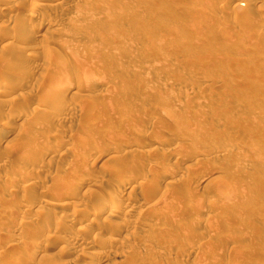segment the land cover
Here are the masks:
<instances>
[{"label":"rangeland","instance_id":"rangeland-1","mask_svg":"<svg viewBox=\"0 0 264 264\" xmlns=\"http://www.w3.org/2000/svg\"><path fill=\"white\" fill-rule=\"evenodd\" d=\"M0 2V263L264 264V0Z\"/></svg>","mask_w":264,"mask_h":264},{"label":"bare ground","instance_id":"bare-ground-1","mask_svg":"<svg viewBox=\"0 0 264 264\" xmlns=\"http://www.w3.org/2000/svg\"><path fill=\"white\" fill-rule=\"evenodd\" d=\"M18 2H19V1H18ZM58 2H59V1H58ZM73 2H75V1H73ZM0 3H1V2H0ZM50 3H51V2H50ZM75 3H76V2H75ZM1 4H2V3H1ZM1 4H0V6H1ZM4 4H5V3H4ZM58 4L62 5V8H63V5H64V4H62V3H58ZM248 4H249V3H248ZM3 6H4V5H3ZM55 7H57V8H56V10H57V9H59L61 6L58 8L57 3H55V4H51V5H50V8H55ZM64 7H65V6H64ZM47 8H48V4H47ZM50 8H48V9H50ZM70 8H71V5H70ZM6 10H7V9H6ZM6 10H5V6H4L3 8H2V6L0 7V13L5 12ZM29 17H30V16H29ZM243 19H244V18H243ZM241 21H242V20H241ZM244 21H245V20H244ZM244 21H243V23H244ZM43 23H44V22H43ZM240 23H241V22H240ZM246 23H247V22H246ZM246 23H245V24H246ZM13 24H14V23H13ZM11 25H12V24H11ZM0 27H2V26H0ZM2 28H3V27H2ZM5 29H6V28H5ZM55 29H56V28H55ZM55 29H54V31L56 32L57 29H56V30H55ZM59 29H60V27H59ZM59 29H58L57 32H60V31H61V30H59ZM1 30H2V29H1ZM11 35H12V34H11ZM32 35H34V34H32V33L30 34V32L28 33V36H29V37L32 36ZM12 36H13V35H12ZM9 37H10V36H9ZM29 37H28V38H29ZM33 37H34V36H33ZM15 38H16V37H15ZM30 38H31V37H30ZM30 38H29V39H30ZM4 40H5V39H4ZM15 40H16V39H15ZM21 40H22V41H25V40H23L22 38H21ZM2 41H3V40H2ZM20 42H21V41H20ZM26 42H27V41H26ZM2 43H3V42H2ZM4 43H5V42H4ZM21 43H22V42H21ZM48 43H49V42H48ZM48 43L43 44V48H41V49L43 50V51H42L43 54H44L45 51H49V50H48L49 47H47V46H49L50 44L46 46V44H48ZM9 44H12V42H8V41H6V45H9ZM6 45L4 44L1 48H3V47L6 46ZM19 46H20V45H19ZM44 46H46L47 50H46V48L44 49ZM40 47H41V46H40ZM36 48H37V47H36ZM36 48H35V50L37 51ZM38 48H39V47H38ZM15 49H16V48H15ZM39 49H40V48H39ZM39 49H38V50H39ZM12 50H13V49H12ZM32 50H34V49H32ZM44 50H45V51H44ZM13 51H14V50H13ZM26 52H27V51H26ZM30 52H31V51H30ZM35 53H37V52H35ZM35 53H34V54H35ZM45 53H46V52H45ZM54 53H55V52H54ZM34 54H33V51H32V53H30V54H29V52H27V55L30 56V57L33 56ZM39 54H40V53H39ZM23 55H24V54H23ZM40 55H42V54H40ZM49 55H51V54H49ZM51 56H52V55H51ZM53 56H54V55H53ZM30 57H28V59H29ZM44 58H45V57H44ZM47 58H48V57H47ZM49 59H50V58H49ZM56 59H57V58H56ZM44 60H45V59H44ZM47 62H48V61H47ZM51 62H52V61H51ZM51 62H49V63H50L51 68H52V63H51ZM36 63H37V62H36ZM65 63H66V62L63 63L64 66L62 65L63 69H66L65 67H67V66H65V65H66ZM47 64H48V63H47ZM57 64H58V63H57ZM59 64H60V63H59ZM59 64H58V66H61V65H59ZM44 65H45V64H44ZM47 66H49V65H47ZM62 67H61V68H62ZM43 68H44V67H43ZM46 68H47V67H46ZM57 68H59V67H57ZM77 68H78V67H77ZM59 69H60V68H59ZM63 69L58 70V73H57V74H59L60 71H61L62 73H65L64 71H62ZM67 69H68V68H67ZM54 70H57V69H54ZM78 70H79V69H78ZM18 71H19V70H18ZM52 71H53V69H52ZM66 71H67V70H66ZM71 71H73V70H70V71H67V72L70 73ZM79 71H80V70H79ZM26 72H27V71H26ZM55 72H57V71H55ZM61 72H60V73H61ZM18 73H19V72H18ZM31 73H32V72H31ZM53 73H54V71H53ZM80 73H81V75H83V76L85 75V74H82V70L80 71ZM80 73L78 72V74H80ZM83 73H84V71H83ZM28 74H29V73H28ZM70 74H71V75H70ZM70 74H69V75H70L69 77H70L72 80H73L74 78H76V79L78 78V77H77L78 74L74 73V71H73L72 73H70ZM55 75H56V73H55ZM64 75H65V74H61L60 77L55 76L54 79H55L56 77H58V78L60 79V80L58 79L59 82L61 81L59 84L62 85V84L65 83V82H64V81L62 82V80H64V79H62L63 77H61V76H64ZM13 76H14V75H13ZM67 77H68V75H67ZM81 77H82V76H81ZM86 77H87V76H86ZM15 78H16V77H15ZM48 78H49L48 80L52 79L51 77H48ZM70 78H69V79H70ZM79 78H80V76H79ZM54 79H52V80H54ZM69 79H65V80H69ZM58 80H57V78H56V81H58ZM3 81H4V80H3ZM56 81H55V80H54V81H51V80H50V81H48V82H51L50 84H52V82H56ZM69 81H70V80H69ZM77 81H78V80H77ZM77 81H76V82H77ZM44 82H45V81H44ZM46 82H47V80H46ZM71 82L73 83V81H70V82H68L67 84L70 85ZM74 82H75V81H74ZM4 83H5V82H4ZM13 83H14V82H13ZM50 84H49V85H50ZM56 84H57V83H56ZM5 85H6V84H5ZM44 85H45V84H44ZM57 85H58V84H57ZM69 85H67L66 88H67ZM72 85H73V84H72ZM45 86H46V85H45ZM63 86H64V85H63ZM63 86H60V87H63ZM22 87H23V86H22ZM64 87H65V86H64ZM0 88H2V87L0 86ZM58 88H59V87H58ZM58 88H56V90H57ZM68 88H69V87H68ZM45 89H46V90L48 89V90L51 91V85H50V89H49V86H48V88H45ZM56 90H55V91H56ZM24 91H25V90H24ZM43 91H44V90H43ZM62 92H63V90L60 88L59 91H57L56 94H58V96H62V95H59V94H62ZM99 92H100V91H98V93L95 94V96H96V95H97V96H98V95H100V96L103 95V92H104V91H102V93H99ZM43 93H44V92H43ZM48 93H49V92H48ZM18 94H19V93H18ZM21 94H22V93H20V96H21ZM30 94H31V93H30ZM23 95H24V93L22 94V96H23ZM2 96H3V95H2ZM4 96H5V95H4ZM56 96H57V95H56ZM5 97H6V96H5ZM22 98H23V97H22ZM47 98H48V97H47ZM15 99H16V98H15ZM20 99H21V97H20ZM40 99H41V98H40ZM7 100H8V99H7ZM12 100H13V99H12ZM21 100H22V99H21ZM87 102H89V101H87ZM46 103L48 104V102H46ZM46 103H44V104L46 105ZM53 104H54V103H53ZM36 105H37V104H36ZM39 105H41V104H39ZM11 106H12V105H11ZM34 109H38V108H34ZM32 110H33V109H32ZM33 111L36 112L37 110H33ZM39 125H41V124H39ZM10 126H11V125H10ZM41 126H42V125H41ZM43 126H44V125H43ZM39 128H40V127H39ZM46 128H47V127H46ZM8 129H9V128H8ZM50 145H51V144H50ZM52 145H53V144H52ZM168 146H169V145H168ZM172 146H173V145H172ZM46 151H47V150H46ZM80 152H81V151H80ZM79 154L81 155V154H83V153L81 152V153H79ZM44 155H45V154H44ZM80 155H78V157H81ZM84 155H85V154H84ZM89 155H90V154H89ZM115 155H116V154H115ZM115 155H113V154L110 153L109 158H113V157H115ZM42 156H43V155H42ZM91 156H92V155H91ZM245 156H246V155H245ZM245 156H244V157H245ZM43 157H44V156H43ZM116 158H117V156H116ZM213 158H214V157H213ZM211 159H212V158H211ZM246 159H247V158H246ZM78 160H79V159H78ZM84 167H85V166H84ZM84 167H83V168H84ZM81 169H82V168H81ZM78 173H79V170H78ZM157 173H158V172H157ZM76 174H77V173L75 172V175H76ZM124 174H125V173H124ZM77 175H78V174H77ZM121 175H122V174H121ZM121 175H120V176H121ZM125 175H126V174H125ZM120 176H119V177H120ZM153 176H154V175H153ZM153 176H152V177H153ZM55 177H56V176H55ZM55 177H54V178H55ZM131 177H133V176H131ZM134 177H135V176H134ZM134 177H133V179H134ZM159 177H160V176H159ZM76 178H77V177H76ZM121 178H122V176H121ZM140 178H141V177H140ZM154 178H155V177H154ZM154 178H153V179H154ZM52 179H53V178H52ZM55 179H56V178H55ZM119 179H120V178H119ZM133 179H132V178H128V177H123L122 179H120V180L118 181V184H119L120 186H121V185L126 186V185H128L129 182H131ZM159 179H160V178H159ZM50 180H51V179H50ZM138 180H139V179H138ZM138 180H137V181H138ZM160 180H161V179H160ZM52 181H53V180H52ZM55 181H56V180H55ZM137 181H135V182H137ZM140 181H141V179H140ZM11 182H12V181H11ZM13 182H14V181H13ZM139 183H141V182H139ZM147 183H148V181H147ZM158 183H159V182H158ZM62 184H63V185H62ZM62 184H61L62 188H64L65 186H68L67 189H70V188H71L70 190H72V188H75L74 186H76L75 183H74V185H72V182H71L70 184H69V183H68V184H67V183H65V184L62 183ZM142 184H143V181H142L141 185H142ZM30 185H32V186H30ZM30 185H28V187H27V189L30 188V189H28V193L30 192V193H34V194H35V191H34V190H35L36 188H35V189L31 188V187H33L34 183H30ZM119 185H118V186H119ZM29 186H30V187H29ZM55 186H56V185H55ZM114 186H115V185H114ZM69 187H70V188H69ZM126 187H127V186H126ZM114 188H116V187H114ZM135 188H136V187H135ZM53 189H54V188H53ZM57 189H58V188H57ZM64 189H65V188H64ZM67 189H66V190H67ZM116 189H117V188H116ZM118 190H120V189H118ZM118 190H116V192H117ZM229 190H230V189H229ZM182 191H183V190H182ZM226 191H228V189H227ZM40 192H41V191H40ZM116 192H115V194H116ZM187 192H188V191H187ZM230 192H231V191H230ZM70 193H71V191H70ZM222 193H223V192H222ZM224 193H227V192H224ZM224 193H223V194H224ZM36 194H37V193H36ZM71 194H72V193H71ZM128 194H129V193H128ZM128 194H127V195H128ZM131 194H132V193H131ZM182 194H183V193H182ZM113 195H114V194H113ZM113 195H112V196H113ZM117 195H118V193H117ZM136 195H137V194H136ZM229 195H231V194H229ZM229 195H221V196H220V200H221L220 202L228 201L229 199H231ZM0 196H1V195H0ZM112 196H111V197H112ZM231 196H233V195H231ZM132 197H133V196H132ZM174 197H175V195H174ZM76 198H77V197H76ZM112 198H113V197H112ZM112 198H110V199H112ZM116 198H118V197H116ZM133 198H134V197H133ZM133 198H131L130 196H127L128 201L130 200L129 202H133ZM29 199H30V198H29ZM50 199H51V198H50ZM67 199H68V198H67ZM217 199H218V198H217ZM37 200H38V198H37ZM46 200H47V199H46ZM46 200H44V201H45V202H44L45 204L48 203V201L46 202ZM107 200H108V199H107ZM113 200H114V202H115V197H114V199H112V201H113ZM38 202H39V201H38ZM105 202H106V201H105ZM110 202H111V201H110ZM116 202H117V201H116ZM228 202H229V201H228ZM64 203H65V202H64ZM103 203H104V202H103ZM106 203H107V202H106ZM106 203L103 204V205H105V209H104L105 212H106V206H109V205H107ZM226 203H227V202H226ZM114 204H116V203H114ZM222 204H223V203H222ZM27 205H28V204H27ZM27 205H26V206H27ZM34 205H35V204H34ZM41 205H42V204H41ZM43 205H44V204H43ZM54 205H55V204H54ZM64 205L67 206L68 204L66 205V203H65ZM64 205H63V206H64ZM112 205H113V204H112ZM116 205H117V204H116ZM88 206H89V205H88ZM101 206H102V205H101ZM110 206H111V205H110ZM126 206L128 207L129 205L127 204ZM126 206H125V207H126ZM27 207H28V208H27ZM27 207H25V208L27 209L28 214H30V213L32 212L30 215H31V216L33 215V216H34L35 213H33V211H31V208L33 207V205H32L31 207H30V205L27 206ZM60 207H61V206H60ZM93 207H94V206H93ZM135 207H136V206H135ZM214 207H215V206H214ZM98 208H99V207H98ZM98 208H97V209H98ZM114 208H115V207H114ZM114 208H113V207L110 208L109 210H107V212H108L109 214H112V211H115V210H116V209H114ZM129 208H130V207H129ZM133 208H134V207H133ZM133 208H132V209H133ZM136 208H138V207H136ZM140 208H141V206H140ZM89 209H90V208H89ZM100 209H101V208H100ZM113 209H114V210H113ZM91 210H92V209H91ZM101 210H102V209H101ZM117 210H118V209H117ZM128 210H129V209H128ZM141 210H142V209H141ZM141 210H138V211L140 212ZM102 211H103V210H102ZM102 211H101V212H102ZM34 212H35V211H34ZM36 212H37V211H36ZM101 212H100V213H101ZM105 212H102V215H101V216H103V213H105ZM117 212H118V211H117ZM125 212H127V211H125ZM97 213H98V212H97ZM26 214H27V213H26ZM36 214H37V213H36ZM91 214H92V213H91ZM62 215H63V214H62ZM74 215H75V214H74ZM107 215H108V214H107ZM112 215H113V214H112ZM26 216H27V215H26ZM26 216H25L26 219H27V217H28L29 219L32 218V217H30V216H27V217H26ZM110 216H111V215H110ZM68 217H69V216H68ZM106 217H107V216H106ZM25 218H24V219H25ZM26 219H25V220H26ZM62 219H63V218H62ZM69 219H70V218H69ZM71 219L74 220V218H72V217H71ZM71 219H70V220H71ZM39 221H40V220H39ZM39 221H38V222H39ZM43 221H44V220H43ZM67 221H68V220H67ZM35 222H36V221H35ZM72 222H73V221H72ZM72 222H71V223H72ZM41 223H43V222H41ZM36 224H37V223H36ZM56 224H57V223H56ZM96 224H97V223H96ZM96 224H95V225H96ZM37 225H38V224H37ZM58 225H59V226H57V227H59L61 230H62V228L67 227V223H66L65 221H63V220H62V221L59 220V221H58ZM68 225H69V224H68ZM38 226H39V225H38ZM35 227H36V226H35ZM120 227H122V226H120ZM67 228H69V227H67ZM67 228H66V229H67ZM124 228H125V227H124ZM124 228H123V229H124ZM121 229H122V228H121ZM125 229H126V228H125ZM127 229H128V228H127ZM64 231H65V230H64ZM76 237H77V236H76ZM75 239H76V238H75ZM98 239H99V238H98ZM76 240H77V239H76ZM64 241H65V240H64ZM11 242H12V241H11ZM11 242H10V243H11ZM31 242H32V241H31ZM79 242H81V241H79ZM79 242H78L77 245L80 247V246H81V243H79ZM82 242H83V241H82ZM37 243L40 244V242H38V241H37ZM37 243H36L35 246L32 245V247L34 246L33 248H29V247H27V246L25 247V248H29L27 255L29 254V255H32V257H33V255H34L35 253H36V255H37V252H38V251H39V252L41 251V247H40L41 244H40V245H37ZM44 243H45V242H44ZM83 243H85V242H83ZM83 243H82V244H83ZM87 243H88V242H87ZM34 244H35V243H34ZM46 244H47V242L45 243V245H46ZM75 244H76V243H75ZM88 244H89V243H88ZM43 245H44V244H43ZM47 245H48V244H47ZM86 245H87V244H86ZM14 246H15V244H14ZM30 246H31V245H30ZM75 246H76V245H75ZM88 246H89V245H88ZM46 247L48 248V246H46ZM0 249H1V248H0ZM81 249H82V248H81ZM16 250H17V248H16ZM42 250H43V249H42ZM22 251H23V250H22ZM10 253H11V252H10ZM95 253H96V252H95ZM44 254H45V253H44ZM96 255H97V254H96ZM98 255H101V254L98 253ZM15 256H16V259H17L18 256H17V255H15ZM23 256H25V255H23ZM5 257H6V256H5ZM25 257H27V256H25ZM27 258H28V257H27ZM33 258H34V257H33ZM33 258H32V260H33ZM19 259H20V258H19ZM20 260H21V259H20ZM0 261H1V260H0ZM22 261H23V260H22ZM5 262H6V261H5ZM7 262H8V261H7ZM10 262H11V260L8 262V264H9ZM12 262H14V261H12ZM19 262H20V261H19ZM33 262H34V261H33ZM29 263H31V262H29ZM0 264H2V263H0ZM6 264H7V263H6Z\"/></svg>","mask_w":264,"mask_h":264}]
</instances>
